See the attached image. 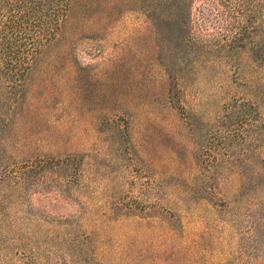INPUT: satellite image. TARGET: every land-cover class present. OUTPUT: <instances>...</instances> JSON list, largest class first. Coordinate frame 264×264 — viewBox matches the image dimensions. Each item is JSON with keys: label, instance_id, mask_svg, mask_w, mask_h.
Wrapping results in <instances>:
<instances>
[{"label": "rangeland", "instance_id": "1", "mask_svg": "<svg viewBox=\"0 0 264 264\" xmlns=\"http://www.w3.org/2000/svg\"><path fill=\"white\" fill-rule=\"evenodd\" d=\"M189 4L198 74L137 0L72 12L2 163L0 264H264V0Z\"/></svg>", "mask_w": 264, "mask_h": 264}, {"label": "trees", "instance_id": "2", "mask_svg": "<svg viewBox=\"0 0 264 264\" xmlns=\"http://www.w3.org/2000/svg\"><path fill=\"white\" fill-rule=\"evenodd\" d=\"M137 2L163 33V41H170L172 36L180 44L192 45V50L184 52L183 58L192 53L194 73H200L210 63L208 57L214 50L192 32L189 0ZM117 4L118 0H0V210L9 199L5 192L7 167L2 163L21 131L19 126L34 115L26 103L30 75L43 60L48 46L58 41L75 8L86 13L103 5L116 7ZM160 57L165 73L171 74L172 63ZM169 78L176 83L180 79L172 74Z\"/></svg>", "mask_w": 264, "mask_h": 264}]
</instances>
